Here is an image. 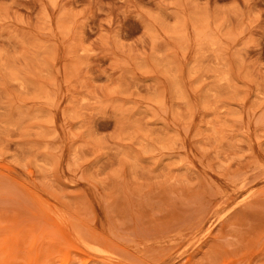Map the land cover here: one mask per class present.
<instances>
[{
  "label": "rangeland",
  "instance_id": "1",
  "mask_svg": "<svg viewBox=\"0 0 264 264\" xmlns=\"http://www.w3.org/2000/svg\"><path fill=\"white\" fill-rule=\"evenodd\" d=\"M0 264H264V0H0Z\"/></svg>",
  "mask_w": 264,
  "mask_h": 264
},
{
  "label": "bare ground",
  "instance_id": "2",
  "mask_svg": "<svg viewBox=\"0 0 264 264\" xmlns=\"http://www.w3.org/2000/svg\"><path fill=\"white\" fill-rule=\"evenodd\" d=\"M212 224H213V222H211V223H209V225H208V230H210L211 229V227H212Z\"/></svg>",
  "mask_w": 264,
  "mask_h": 264
}]
</instances>
